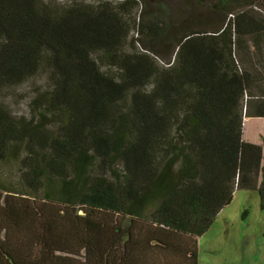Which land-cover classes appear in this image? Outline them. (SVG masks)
Listing matches in <instances>:
<instances>
[{
    "label": "trees",
    "instance_id": "trees-1",
    "mask_svg": "<svg viewBox=\"0 0 264 264\" xmlns=\"http://www.w3.org/2000/svg\"><path fill=\"white\" fill-rule=\"evenodd\" d=\"M207 1L0 0V89L46 75L0 103V264H199L236 191L264 211V0Z\"/></svg>",
    "mask_w": 264,
    "mask_h": 264
},
{
    "label": "rangeland",
    "instance_id": "rangeland-1",
    "mask_svg": "<svg viewBox=\"0 0 264 264\" xmlns=\"http://www.w3.org/2000/svg\"><path fill=\"white\" fill-rule=\"evenodd\" d=\"M139 1L142 2L140 9H147L150 13L169 11L174 15L175 12L180 11L182 13L179 12L173 17L182 15L181 22H185L190 17L184 16L183 13L186 12L185 0H148L147 4L142 0ZM218 19L220 18L217 11L213 10L212 2L208 0L206 6L194 10L190 22L207 20L216 23ZM130 38L140 51L143 50L141 35H136L132 30ZM161 59L164 61L163 58ZM45 77L46 75L40 72L23 85L0 89V103L7 106L14 116L29 115L31 111L29 103L36 97V92L43 88ZM247 128L252 140L258 138L264 140V134L258 133V130H264V120L251 119ZM198 242L199 264H264V211L260 208L258 192L236 191L232 202L220 211L208 232Z\"/></svg>",
    "mask_w": 264,
    "mask_h": 264
}]
</instances>
